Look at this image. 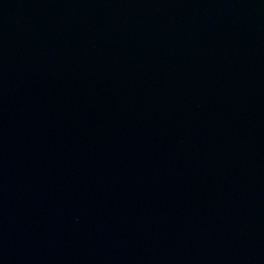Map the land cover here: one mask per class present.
Returning a JSON list of instances; mask_svg holds the SVG:
<instances>
[{
	"label": "water",
	"instance_id": "95a60500",
	"mask_svg": "<svg viewBox=\"0 0 264 264\" xmlns=\"http://www.w3.org/2000/svg\"><path fill=\"white\" fill-rule=\"evenodd\" d=\"M0 264H264V0H0Z\"/></svg>",
	"mask_w": 264,
	"mask_h": 264
}]
</instances>
